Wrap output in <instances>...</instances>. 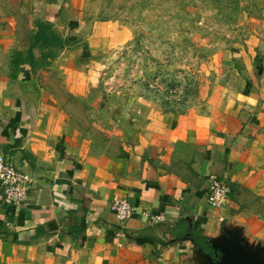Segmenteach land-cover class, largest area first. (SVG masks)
<instances>
[{"label": "crops", "instance_id": "1", "mask_svg": "<svg viewBox=\"0 0 264 264\" xmlns=\"http://www.w3.org/2000/svg\"><path fill=\"white\" fill-rule=\"evenodd\" d=\"M91 1L26 0L23 20L0 6V156L31 182L23 204H0V264H210L209 245L230 236L264 247L263 37L234 52L239 63L220 69L202 108L112 95L100 119L54 98L38 80V49L55 45L34 46L38 25L49 24L64 49V89L83 106L87 61L128 41L95 14L89 20ZM213 175L230 187L220 210L206 204ZM120 197L135 211L126 223L110 209ZM142 213L164 221L149 225Z\"/></svg>", "mask_w": 264, "mask_h": 264}, {"label": "rangeland", "instance_id": "2", "mask_svg": "<svg viewBox=\"0 0 264 264\" xmlns=\"http://www.w3.org/2000/svg\"><path fill=\"white\" fill-rule=\"evenodd\" d=\"M25 1L0 0V6L23 20L28 17ZM94 1L89 20L95 14L128 41L87 61L83 106L77 107L76 96L64 89L59 62L63 47L55 45L48 52L39 48L37 64L44 68L38 80L48 83L54 98L89 116L104 119L112 95L123 101L129 95L145 96L178 112L202 108L221 86L220 69L232 71L239 63L234 52L256 44L247 42L250 36H262L255 49H264V0ZM94 102L103 107L98 110Z\"/></svg>", "mask_w": 264, "mask_h": 264}, {"label": "built area", "instance_id": "3", "mask_svg": "<svg viewBox=\"0 0 264 264\" xmlns=\"http://www.w3.org/2000/svg\"><path fill=\"white\" fill-rule=\"evenodd\" d=\"M30 179L19 170L9 159L0 156V204L19 206L29 195ZM230 187L223 177L213 175L208 180L206 204L211 210H220L227 206ZM110 209L120 223H126L134 215V207L126 197L114 199ZM148 224L153 225L164 221V217L142 213Z\"/></svg>", "mask_w": 264, "mask_h": 264}, {"label": "water", "instance_id": "4", "mask_svg": "<svg viewBox=\"0 0 264 264\" xmlns=\"http://www.w3.org/2000/svg\"><path fill=\"white\" fill-rule=\"evenodd\" d=\"M210 246L215 253L214 257L206 255L210 264H264V247L252 248L235 236Z\"/></svg>", "mask_w": 264, "mask_h": 264}, {"label": "trees", "instance_id": "5", "mask_svg": "<svg viewBox=\"0 0 264 264\" xmlns=\"http://www.w3.org/2000/svg\"><path fill=\"white\" fill-rule=\"evenodd\" d=\"M39 44L41 46H50L51 44L58 46L61 45L59 39L51 35V26L49 24L41 23L38 25L37 33L34 38V46ZM30 58L32 59L33 57L31 56ZM188 236L192 238L198 246H203L205 249H208L206 238L198 231L188 230Z\"/></svg>", "mask_w": 264, "mask_h": 264}]
</instances>
